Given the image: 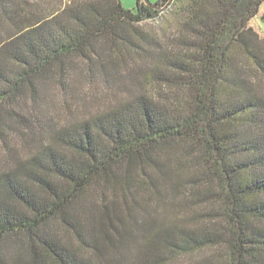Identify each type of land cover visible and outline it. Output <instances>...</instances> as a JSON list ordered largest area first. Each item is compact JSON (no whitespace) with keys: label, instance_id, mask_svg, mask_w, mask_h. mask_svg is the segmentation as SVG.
I'll use <instances>...</instances> for the list:
<instances>
[{"label":"trees","instance_id":"1","mask_svg":"<svg viewBox=\"0 0 264 264\" xmlns=\"http://www.w3.org/2000/svg\"><path fill=\"white\" fill-rule=\"evenodd\" d=\"M24 3L0 0V264H166L168 249L205 248L199 264H264V36L251 26L264 0H60L34 17ZM157 17L177 31L175 53L140 27ZM143 52L164 62L153 79L176 96L140 92L58 128L50 119L37 140L20 110L46 81L60 85L79 60ZM11 120L34 135L23 153Z\"/></svg>","mask_w":264,"mask_h":264},{"label":"rangeland","instance_id":"2","mask_svg":"<svg viewBox=\"0 0 264 264\" xmlns=\"http://www.w3.org/2000/svg\"><path fill=\"white\" fill-rule=\"evenodd\" d=\"M120 1L122 5L128 9H134L137 6V0ZM158 1L159 0H147L146 4L151 6L155 5ZM25 2H27V4L24 3L23 7L26 15H31L29 17L39 15L43 11L47 14L60 6V0H25ZM263 13L264 4L261 7L260 13L251 20V26L262 37L264 36V22L261 18ZM140 27L147 31L153 39L163 43L169 53H175V50H173V36L177 31L173 24L166 18L157 17L148 19L142 22ZM144 44L147 48L152 46L150 43L144 42ZM159 62H161V64L158 66ZM102 64H105L106 67H102ZM155 66L159 67V69L157 68L158 72L162 71L161 68L166 67L164 62L157 61L154 55L151 56V54L147 52H143L141 56L132 53L127 56L126 60H120L116 65L108 63L107 60H104L103 63L95 62L93 65H89L87 61L79 60L75 62L73 68L75 72L71 76H67L60 85L54 80L46 81L42 90L43 99L37 102L34 107L30 105L31 101L28 103L25 101L24 104H21L24 106V109L20 110V112L29 114L32 122L30 128L34 132H39V134H34L37 140H39L40 131L41 134L49 133L46 126L50 119H52L55 127L58 128L60 125L68 122V115L77 118L86 117L99 110L108 108L113 101L132 97L140 92H146L161 102H164L167 96H172L173 94L176 96L180 90L153 79L154 74L158 73L157 70L153 73L151 72ZM260 84L264 88V82ZM66 110L69 114H67ZM69 111H73V115H71ZM11 121L12 128L8 131L10 144L23 153V151L27 150L29 147L27 143L28 139L30 143H34V135L28 132L29 136L24 138L20 134V130H18V123L13 120ZM21 129H25V126H22ZM30 146H33L34 150L37 148L34 144ZM2 147L3 143L0 139V166L4 165L1 160ZM111 192L113 191L110 190L107 194L112 195ZM144 192L145 191H142V194H144ZM100 193L101 190H97L96 196L98 199L100 198ZM197 203L198 202H195V204ZM155 204V200L151 201V207ZM207 205L208 203H204L203 206L205 210L203 212L205 214V219L208 217ZM214 205L219 204L216 203ZM196 207L199 208L200 206L196 205ZM183 215L182 210L179 212L177 211L172 218L183 217ZM221 219L222 218H219L218 221ZM223 223H226L225 219H223ZM193 224L192 222L190 223L191 226ZM59 233L66 242L76 244L77 241L74 236L64 233L61 228L59 229ZM179 243H181V240H179ZM132 244L131 246H133ZM217 250V259L221 261V259L225 257V250L220 247H217ZM210 251L211 249L205 248L197 252L189 250L188 252L181 251L180 253H175L171 252V249H168L164 252V257L165 261L168 262L166 264H199ZM114 253L115 251L113 249H109L108 252H105V255L107 258H110ZM125 253L127 257L131 259V256L134 254V246L127 248ZM98 261H100V259L96 258V262Z\"/></svg>","mask_w":264,"mask_h":264},{"label":"water","instance_id":"3","mask_svg":"<svg viewBox=\"0 0 264 264\" xmlns=\"http://www.w3.org/2000/svg\"><path fill=\"white\" fill-rule=\"evenodd\" d=\"M144 2L147 3V0H144ZM151 6H155V5H151ZM156 7H158V6H156Z\"/></svg>","mask_w":264,"mask_h":264}]
</instances>
